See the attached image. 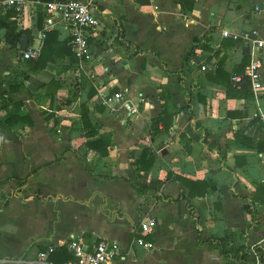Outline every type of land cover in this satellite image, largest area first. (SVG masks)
Returning a JSON list of instances; mask_svg holds the SVG:
<instances>
[{"label": "crops", "instance_id": "crops-1", "mask_svg": "<svg viewBox=\"0 0 264 264\" xmlns=\"http://www.w3.org/2000/svg\"><path fill=\"white\" fill-rule=\"evenodd\" d=\"M80 1L96 5L100 25L90 38V57L68 69L63 67L70 65L69 56L40 71L29 69L22 50L11 49L0 28V121L17 115L32 122H0V181L26 178L23 185L13 180L0 185V264H24L38 250L73 238L88 248L102 239L115 241L121 256L106 264H264L255 253L246 263L232 262L212 244L198 245V236L203 242L234 233L226 250L264 247V149L254 146L262 148L264 141L262 122L254 116L264 111V64L258 68L263 87L250 100L226 98L225 83L215 76L219 64L231 74L243 59L245 71L250 53L260 57L264 0ZM25 2L11 20L29 31L27 45H35L28 25L37 1ZM7 9L0 0V15ZM119 22L125 38L118 35ZM51 31L58 41L70 40L56 18L46 34ZM166 70L182 71L192 94L191 119L177 77ZM90 85L96 92L88 98ZM162 87L170 94L172 122L151 137L150 119L162 110ZM115 93L123 99L102 104L100 94ZM83 103L94 136L83 130ZM99 137L110 142L104 157L85 145ZM144 147L155 160L140 171L131 162ZM176 177L209 185L203 196L190 199L191 214L185 201L166 204L157 197L162 192L177 199L187 191ZM129 181L158 192L138 193ZM248 202L255 219L244 209ZM148 218L156 225L143 236L151 244L145 247L133 238ZM54 254L50 261L60 264Z\"/></svg>", "mask_w": 264, "mask_h": 264}, {"label": "trees", "instance_id": "trees-1", "mask_svg": "<svg viewBox=\"0 0 264 264\" xmlns=\"http://www.w3.org/2000/svg\"><path fill=\"white\" fill-rule=\"evenodd\" d=\"M41 2H49L51 0H36ZM139 4H147L148 0H135ZM91 6H94V8H97L94 3L90 2ZM17 15V11L9 7L5 13L1 16L0 15V28H5L4 32V41L5 43L13 49L15 52H19V44L21 41V38L23 35H29V31L26 29L19 28L15 20H11L12 17ZM41 16V15H40ZM41 17L38 18V26H41ZM7 20V22H6ZM118 35L121 38H125V31L124 27L121 22L118 23ZM57 33L54 31L48 32L46 34L44 44L41 48L40 54L37 58L34 59H25V64L28 66L29 69L33 71H40L48 64V62H53L56 60V58L62 59L65 56L70 57V65L67 67H63V69H68L71 65L78 62V59L76 56L72 53L71 46L69 44V39H65L63 41H58ZM195 40V39H194ZM126 44L128 47L132 46V42L126 39ZM135 54V52H133ZM157 56V55H156ZM248 62L245 59L242 60L240 64H237L233 67L232 73L229 74L226 71L222 70L220 68V64L215 70V76L220 77L223 79L226 90H225V97L228 99H239V100H250L254 98L253 91L251 89V85L249 82V78L244 74V68L245 64ZM167 71V74L169 76H176L178 80L179 87L183 90L184 95V104L183 107L188 110V114L190 119L192 118V112H191V91L187 89L183 82H184V75L182 71ZM239 76L238 80H234L233 77ZM26 78L27 76L24 75ZM208 78L215 79L214 76L208 75ZM83 80V79H82ZM50 85H55V87L58 86V83L51 80ZM83 84V83H82ZM85 84V83H84ZM167 89L165 87H162V91L159 93L160 99L163 100L162 103V110L160 114L156 117H153L150 119V125H149V135L155 136L157 135L162 129L167 130L168 127L171 125L173 113L169 111V100L170 94L169 92H166ZM95 90L90 85L89 90L87 93V97L90 98L95 94ZM27 121L30 124L32 123L29 117L27 116H17V115H10L8 118H6L4 122L7 125H10L12 123L18 122V121ZM80 121L83 127V130H85L86 136H94L95 126L92 124L91 117L89 116V110L86 104L80 105ZM161 125V127H160ZM194 127L196 129L200 128L194 124ZM206 135H203L202 143H205ZM237 140H239V136L236 137ZM263 147L261 148L260 143H256L254 146L258 150L264 149V141ZM110 142L107 139H103L102 137H99L95 140L87 141L85 143L86 147L88 149L95 150L99 156L104 157L108 154V146ZM187 148V147H186ZM155 157L153 153L150 151L149 148L144 147L142 148L139 156L132 161V165L135 167H139L140 171L148 170L150 169L154 164ZM169 178V175H168ZM186 188L187 191H181L180 195L177 197V199H173L168 195L163 194L160 192L157 197L161 201L165 202L166 204H173L180 201H185V207L191 214L193 211L192 206L190 205V199L194 196H203L207 192L208 183L205 181H190L188 179L182 178V177H176ZM11 180L15 181L18 185H23L26 181V178L17 179V178H7L3 181H0L1 184H5L10 182ZM131 186L138 192V193H145L148 190H154V192H158L156 189H152L149 186L142 185L140 183H132L129 181ZM32 196V195H30ZM34 196L38 198H42L39 194H34ZM244 209L249 212L252 215V219H255V207L252 203L248 202L244 205ZM255 222V220H254ZM139 230V228H138ZM234 233H229L225 237H211L207 239L206 241L201 242L199 240L198 236V245L203 246L204 244H212L213 247L217 248L219 255L227 261L232 262H240V263H246L248 257L251 254L256 253L259 257V260L262 262L264 261V247L261 245H254L252 247H249L248 245H239L235 247L232 250H226L225 249V242L228 239H234ZM240 236H243L242 234ZM139 235L135 233V236L133 240H135ZM143 239V237H142ZM143 241H146L143 239ZM148 242V241H146ZM45 250V249H43ZM55 254L59 257V263L62 264L63 262L71 259V256L67 250L66 245L60 246L58 248H54ZM54 254V255H55ZM50 260V259H49Z\"/></svg>", "mask_w": 264, "mask_h": 264}, {"label": "built area", "instance_id": "built-area-1", "mask_svg": "<svg viewBox=\"0 0 264 264\" xmlns=\"http://www.w3.org/2000/svg\"><path fill=\"white\" fill-rule=\"evenodd\" d=\"M28 4L25 0H4V5L8 8H14L17 13L24 11V7ZM36 9L31 12L33 23L28 25L31 31V36L35 38L36 44L27 45L21 51L23 59H34L40 54L41 48L44 44L46 31L53 25V19H58L66 27L70 41L72 53L79 61L88 59L91 55L90 38L98 33L100 19L96 15L95 8L89 2L80 0H52L46 3L37 1ZM38 12L41 13L42 27L39 28L36 24ZM25 26V25H23ZM223 35H228L230 32L227 29L222 30ZM264 46V40L257 42V48L261 49ZM251 60L246 67L244 74L249 78L251 89L254 97L257 98L258 91L263 87L262 79L258 68L260 66L259 54L253 52ZM238 80L239 76L233 77ZM103 105H109L112 101L122 100L121 93H115L112 97L100 94ZM132 110L131 107L129 111ZM254 116L262 122V131L264 135V111H256ZM156 225L155 218H148L139 222V230L135 233L139 235L133 242L142 244L145 247H150V243L143 241L142 237L151 233L153 227ZM67 250L71 259L63 262L62 264H106L114 257H120L119 245L112 240L102 239L94 243L90 248L86 247L77 238H73L66 244ZM54 250L49 246L45 250H38L34 258L26 259L24 264H53L49 260V255ZM256 254V253H255ZM257 261L259 262V257Z\"/></svg>", "mask_w": 264, "mask_h": 264}, {"label": "water", "instance_id": "water-1", "mask_svg": "<svg viewBox=\"0 0 264 264\" xmlns=\"http://www.w3.org/2000/svg\"><path fill=\"white\" fill-rule=\"evenodd\" d=\"M27 41H28V37L26 35H23L19 44V48L21 50H24L26 48ZM260 61L262 64H264V46L261 48Z\"/></svg>", "mask_w": 264, "mask_h": 264}]
</instances>
